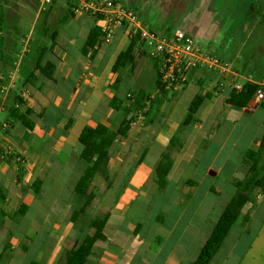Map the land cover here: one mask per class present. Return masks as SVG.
Masks as SVG:
<instances>
[{"label": "crops", "instance_id": "1", "mask_svg": "<svg viewBox=\"0 0 264 264\" xmlns=\"http://www.w3.org/2000/svg\"><path fill=\"white\" fill-rule=\"evenodd\" d=\"M81 2L77 0L75 6L67 9L68 14L60 11L57 25L52 27L47 23L50 11L44 12L43 33L49 36L50 49L43 54L40 66H52L51 78L33 68L38 54L29 48L28 37L23 38L20 51L11 46L7 51L5 45L1 48L0 113L7 116L0 120V264H59L64 251L72 250L85 236L93 234L87 229L81 233L78 223H70L73 210H59L69 199L75 201V209L82 206L74 196V188L88 164L80 158L83 147L78 137L84 127L97 123L117 131L138 93L150 99L155 96L159 102L151 109L146 104L143 112L134 115L126 135L112 144L108 153V184L98 176L92 180L96 190L87 213L91 219L106 216V240L94 244L99 256L90 255L85 264H191L231 200V183L243 167L245 153L257 151L264 134L262 101L254 99L248 108L239 109L227 107L225 100L230 90L239 91L246 83L243 75L247 72L252 81L253 73L264 75V65L257 62V57L249 56L252 48L245 51L244 47H237L227 62L238 67L232 66L226 78L200 70L188 78L184 87L157 93L156 71L152 78L148 74L150 95L142 90V69L135 84L136 94L130 96L127 92L123 97L116 92L117 87L147 57H137L131 68L126 66L119 73L110 71L114 50L109 46L118 45L114 41L116 36L124 39L120 29L111 43L100 45L94 54L82 55L88 34L99 23L78 12ZM59 24L63 26L58 29ZM202 83L200 96L207 97L202 105L209 104L200 117L197 111L184 125L187 108ZM11 109H17L16 115L22 116L31 129L11 116ZM256 109L262 121L250 124L249 117ZM130 116L132 113L127 114V118ZM89 117H94L96 123ZM84 121L89 122L81 126L78 137L70 135L71 128ZM166 154L172 165L166 185L160 190L154 170ZM188 167L193 172L183 178L181 175ZM216 178L219 195L210 191ZM36 180L41 185L34 193L32 185ZM120 189L121 193L114 197L113 193ZM150 195L157 209L146 204ZM254 197V205L242 209L243 214L251 212L247 223L235 225L240 231L230 247L222 244L209 264H264V191L255 190ZM136 199L140 201L129 211L130 218L124 220L125 209ZM45 201L57 202L56 212L46 209ZM21 206L26 209L18 216ZM59 211L63 213L62 222L53 226L57 235L44 232L39 237L43 225ZM255 214L260 219L255 232L249 235L248 225ZM247 232L250 240L238 251L239 239ZM188 234L190 248L175 255L174 247L181 245ZM140 239L147 242L142 245L138 243Z\"/></svg>", "mask_w": 264, "mask_h": 264}, {"label": "rangeland", "instance_id": "2", "mask_svg": "<svg viewBox=\"0 0 264 264\" xmlns=\"http://www.w3.org/2000/svg\"><path fill=\"white\" fill-rule=\"evenodd\" d=\"M76 1L77 0L0 1V47H4L5 45L6 50L8 51L9 46H11L15 50L20 51L24 47L23 38L28 37L29 39H31V42L28 44L30 49L37 48L39 50L42 47H47L49 49V36L43 33L44 12L46 10L50 11L47 23L50 27L55 26L57 25L59 19V12L63 11L64 13L68 14L67 9L72 8V6H75ZM91 1L97 0H83V2H81L79 6V9L84 3H88ZM114 1H116V4L120 7L132 11L152 32L159 36H171L176 30H180L185 36L190 37L193 40V42L201 52L211 56L214 59H217L218 61L226 63H228L227 61L232 57L231 54L236 52L237 47L240 49L244 47L243 50L245 51H248V49L252 48L253 53H250L249 56L251 58L257 57V62H260L262 65H264V0ZM79 9L78 12H80ZM259 20L262 21V24L259 22ZM16 25H18V27L15 28ZM62 26L63 24H59L58 29ZM100 36V44L97 49L102 44L111 43L115 38L113 37L110 41L105 43L102 39L101 31ZM114 41L118 42V45H114L113 43L111 46H109L110 49L114 50L112 60H114V57L118 52L124 50V45H126V40L125 38L123 39L122 36H116ZM225 48H228V50H226ZM143 51L148 52V49L143 48ZM37 57L38 55H36L34 58ZM147 58L141 59L138 66L134 67L133 72L124 77L123 81L117 87L116 90L119 95L125 97L127 92L130 96L136 94L135 84L137 80L141 77L142 69L145 73V75L142 73V90L146 94L151 93V86L150 82L148 81V74H150L152 78L154 73L157 71V66L153 62H151L149 58V60ZM230 65L233 66V68L238 67L235 63H232ZM126 66H129L131 68L130 64H125L122 68L118 69L117 72L119 73ZM126 70L128 71L129 68H126ZM5 72L6 71H3V77L7 82H9V79H7V74ZM262 76L264 75H262L261 72L257 74L253 73V78L255 81L260 80ZM243 78H251V75H249V73L247 72L245 75H243ZM193 81H196V79H194ZM119 83L120 80L118 84ZM197 87H199L197 95H201L200 88L202 87L203 89L204 83ZM42 91L43 89L40 90V92ZM14 92L17 91L14 90ZM115 95L118 97L116 93ZM154 97L155 96L152 97V100L156 99V97ZM208 104L209 103H206L200 107V109L198 110L197 117H200L204 113L205 107ZM256 111H258V109H256L249 117L250 124H254L255 121L257 123H260L262 121V118L255 113ZM6 116V114L0 113V120L5 119ZM89 120H91L93 123H96V119L94 117H89ZM88 122L89 121H84L80 124L74 125L71 128V131L69 132L70 135L75 134V136L78 137V134L81 130V126H85L86 124H88ZM76 143L79 145L78 142ZM246 165L247 163L244 159L243 167L238 171L237 175L234 176H238L237 178H241L247 170ZM260 167L264 168V156L262 157ZM190 172H193V169H189L188 167L187 169H185L181 176L183 178H188L190 176ZM214 189L215 191L220 193L215 184ZM66 191L67 189L65 190V194ZM120 193L121 189L118 192L113 193V196L116 197ZM145 200L147 201L146 204L150 206V209H157V204L153 198V195H150ZM138 201L140 200L136 199V201H134L130 208L125 209V214L123 217L124 220L130 218L129 211L136 206ZM75 206V201L73 199H69L65 200V205L63 206V208H59V210H65L64 213H66L67 210H71V213L72 210H75ZM44 207L46 209L55 211L58 207V204L57 202L53 203L52 201H45ZM241 215H243V213H241ZM250 215L251 212L248 213V216ZM62 217V212L58 213V215L54 214V219H49V221L43 225V231L41 232L39 237H42L44 232H47L48 234L55 233L57 235V231L54 230L53 226H56L54 225V223H61ZM259 219L260 215L255 214L254 220L248 225L249 235L255 232ZM262 221H264V215L262 217ZM244 228L246 229V227ZM204 229L206 230V227ZM230 231L231 232H229L228 237L223 242V246L230 247L232 240H234L236 237V233L240 230L238 226H234ZM248 232L239 239L237 248L238 251L243 250L247 246L250 240ZM190 240L191 236L189 234L186 235L183 239L182 244L174 247L175 255L182 254L185 249L190 248V245H188V241ZM146 242L147 241H145L144 239L138 240V243H141L142 245Z\"/></svg>", "mask_w": 264, "mask_h": 264}, {"label": "trees", "instance_id": "3", "mask_svg": "<svg viewBox=\"0 0 264 264\" xmlns=\"http://www.w3.org/2000/svg\"><path fill=\"white\" fill-rule=\"evenodd\" d=\"M113 4L116 1L110 0ZM123 8V7H122ZM125 9V8H123ZM127 10V9H125ZM180 31V30H176ZM175 31V32H176ZM174 32V33H175ZM181 32V31H180ZM171 36H162L166 38H172ZM100 31L96 26L87 36L85 45L82 49V55L87 56L88 54H94L97 47L100 44ZM126 47L124 50L118 52L112 65L110 71L116 73L118 69L122 68L125 64L133 65L134 60L137 57L146 56L143 51V42L139 39L137 35L125 36ZM3 46L0 47V55L2 54ZM50 49V45H49ZM48 50L47 47H42L41 49H32V52H37L38 59L34 62L33 68L44 75L46 78H51L52 66L49 64L40 66V60L43 54ZM35 52V53H36ZM116 80V84H117ZM116 84L114 87H116ZM1 85V83H0ZM2 86V85H1ZM257 89L256 84L244 83L239 91L230 90L228 96L225 100V105L227 107H234L239 109H246L250 106L253 100V93ZM157 93H167L159 91L158 81L156 85ZM130 98V97H129ZM206 96L197 95L190 103L185 114L183 124L187 125L193 116L196 114ZM115 101V100H114ZM113 102V101H112ZM158 103L156 99L152 100L148 97H144L142 93H138L132 105L127 109L121 119L117 131L113 132L109 130L106 126L102 124H95L93 127H84L78 137V142L82 145L83 149L80 158L83 162L88 164L81 178L77 181L74 188V196L77 201L82 203V206L75 209L70 216V223L74 226L78 223L80 226L79 230L81 233L85 229L92 230L93 234L91 236H85L80 243L75 245V247L64 252L61 257L59 264H85L87 258L90 255H99L94 251V244L96 242H104L106 239L103 235L104 225L107 222L106 216L91 219L87 213V206H89L94 200L95 188L92 187V180L94 177L98 176L106 184H108L107 178V164L109 162V150L112 144L117 140L121 139L128 132L130 124L134 120V115L138 112H143V110L149 107L153 108V104ZM20 104V103H19ZM260 107L264 109V98ZM17 109H11V116L17 118L26 127L31 129V125L25 124L22 116H17ZM132 113L133 116L127 118V114ZM264 126V120H263ZM264 156V134L260 138L257 151H247L244 155V159L247 163V170L241 178H234L231 185L233 188V194L231 195V200L229 204L224 208V210L219 215L213 226L206 242L202 246L197 257L191 264H209L215 254L221 248L225 238L228 233L236 224L245 225L248 221L247 213L241 215L242 209L246 205H253L255 202L254 191H264V168L260 167L262 157ZM171 159L166 154L157 163L154 173L158 183V188L162 190L166 185V176L171 169ZM217 181V178L214 181ZM187 185L190 182L186 183ZM41 185L40 180H36L32 185V190L37 193ZM190 187V186H189ZM210 191L219 195L220 193L215 191L211 187ZM189 197V196H188ZM26 207L21 206L18 216L24 214ZM77 226V225H75Z\"/></svg>", "mask_w": 264, "mask_h": 264}, {"label": "built area", "instance_id": "4", "mask_svg": "<svg viewBox=\"0 0 264 264\" xmlns=\"http://www.w3.org/2000/svg\"><path fill=\"white\" fill-rule=\"evenodd\" d=\"M79 11L98 21L105 43L110 41L119 29L124 36L137 35L143 42V48L148 49V52H144L146 57L157 66L159 91L170 92L174 88L184 87L188 77L200 70L212 72L220 78H226L232 72V66L229 63L204 54L193 40L182 32L176 31L172 38L159 36L132 11L125 10L109 0L84 3ZM246 82L257 85L253 100L261 102L264 98V77L258 81L247 78ZM2 87L0 85V90ZM2 111H4L3 108ZM2 127L7 128L6 125Z\"/></svg>", "mask_w": 264, "mask_h": 264}]
</instances>
